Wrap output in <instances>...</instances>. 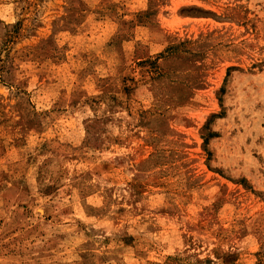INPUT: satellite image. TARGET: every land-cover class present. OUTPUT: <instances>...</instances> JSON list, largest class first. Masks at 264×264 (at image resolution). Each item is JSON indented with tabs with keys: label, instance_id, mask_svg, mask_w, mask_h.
<instances>
[{
	"label": "rangeland",
	"instance_id": "374dc122",
	"mask_svg": "<svg viewBox=\"0 0 264 264\" xmlns=\"http://www.w3.org/2000/svg\"><path fill=\"white\" fill-rule=\"evenodd\" d=\"M0 264H264V0H0Z\"/></svg>",
	"mask_w": 264,
	"mask_h": 264
}]
</instances>
